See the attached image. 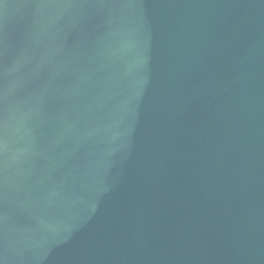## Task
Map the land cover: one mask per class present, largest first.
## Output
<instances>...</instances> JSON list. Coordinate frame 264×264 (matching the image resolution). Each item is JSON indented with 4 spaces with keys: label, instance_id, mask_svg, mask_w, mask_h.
I'll use <instances>...</instances> for the list:
<instances>
[{
    "label": "water",
    "instance_id": "water-1",
    "mask_svg": "<svg viewBox=\"0 0 264 264\" xmlns=\"http://www.w3.org/2000/svg\"><path fill=\"white\" fill-rule=\"evenodd\" d=\"M0 264H264V0H0Z\"/></svg>",
    "mask_w": 264,
    "mask_h": 264
}]
</instances>
